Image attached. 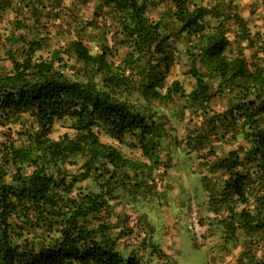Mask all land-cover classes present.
Wrapping results in <instances>:
<instances>
[{"label":"trees","instance_id":"16d2710c","mask_svg":"<svg viewBox=\"0 0 264 264\" xmlns=\"http://www.w3.org/2000/svg\"><path fill=\"white\" fill-rule=\"evenodd\" d=\"M65 1L0 0V16H15L0 44L9 63L0 58V264H176L152 234L134 238L130 214L114 208L167 196L177 153L203 168L210 238L240 248L237 264H264V41L234 14L251 52L228 57L225 30L205 20L219 13L192 0H170L175 28L164 31L146 16L152 0H93L88 23L71 13L63 22ZM90 26L100 31L93 53L80 36ZM53 36L66 40L52 46ZM178 55L194 82L188 93L167 81ZM175 99L199 119L179 140L151 110ZM58 121L72 135L52 139Z\"/></svg>","mask_w":264,"mask_h":264},{"label":"rangeland","instance_id":"374dc122","mask_svg":"<svg viewBox=\"0 0 264 264\" xmlns=\"http://www.w3.org/2000/svg\"><path fill=\"white\" fill-rule=\"evenodd\" d=\"M192 2L199 6L213 7L219 13L217 18L207 16L205 20L210 26L220 24L225 30L229 42L225 50V54L228 57L235 55L237 50L241 48L244 49L246 55H249L251 52L250 49L245 48L246 41L240 38V30L237 28L232 17L234 14H239L246 21L247 31L257 39L259 44L264 41V0H192ZM65 4L69 6V9L66 7L63 8V15L65 14L63 22L67 21L68 13H71L72 18L75 17L78 21L82 22L88 23L94 19L92 15L93 0L83 5L77 3V0H66ZM172 12L173 5L170 0H152L148 5L146 16L149 20L157 22L162 31L172 30L175 28ZM13 19H15V16L12 11H7L3 17L0 16V44H4L5 36L9 35L12 29L11 23ZM100 20L101 18L97 19V21ZM69 28L70 26L63 24L61 32ZM73 28L74 26H71V29ZM99 32L98 29L90 26L85 28V31L80 35L81 40L92 53L97 50L96 42L94 41L99 40ZM65 40V36H59V38L53 36L50 39V45H63ZM176 46L181 47V45ZM260 47L263 49L262 46ZM3 54L4 50H2L0 45L1 64L8 67L9 63ZM122 54V50H119L113 59L116 61L119 60ZM186 66V59L178 55L176 57V63L168 74L167 81L170 83L173 80H177L183 86L185 92L188 93L193 88L194 82L189 76L184 74ZM212 105L217 107L218 105H222V102L217 100ZM151 106V110H155L156 114L163 116V120H166L168 133L175 135V137L177 136L178 140L184 137L182 136L185 134L184 129L191 128L195 121H199L192 114V109L184 99H175L173 103L163 106H157L156 104H152ZM64 132L72 135V131L68 128V125L58 121L53 126L50 137L57 139ZM100 138L104 142L117 146L124 155L132 158H140V153L137 149L120 146L118 143L103 135H100ZM231 147L234 148L235 144ZM231 147L229 148L231 149ZM227 148V146H223L217 151L218 154H225ZM176 156L179 157V166L177 159H175V163L174 165L172 164L169 175L165 179V181L168 179L172 185V191L167 196H160L157 202L156 200L151 201L148 206L144 204L141 206H132L122 202L114 208L115 211L130 214L132 224L135 226L134 238L138 236L137 240H140L144 236L152 234L151 238L155 239L163 250L172 256V260L176 264H237L236 258L240 248H234L233 245L228 243L225 244L223 238L216 234L214 235V240H212L209 236L212 231L210 233L208 231V227L210 226L203 224V220L201 221L203 215L208 217L207 212L201 211L202 209L199 204L202 199H205V193L201 187L200 175L198 173L203 168L198 169L196 162H189L188 159H192L194 156L193 153H177ZM209 160H212V158L210 157ZM195 171H197L198 175H194L196 173ZM79 186L84 188V184L77 185V187ZM167 197V203H164ZM193 212H196L199 223L204 230L200 238H197L187 227ZM143 214L148 216L151 222L157 226L156 235L149 233L146 225L134 224L138 220L137 216ZM212 228L213 230L215 229L214 226ZM218 231H221V229ZM237 240V243L240 242V236L239 238L237 237Z\"/></svg>","mask_w":264,"mask_h":264},{"label":"built area","instance_id":"2783aa9c","mask_svg":"<svg viewBox=\"0 0 264 264\" xmlns=\"http://www.w3.org/2000/svg\"><path fill=\"white\" fill-rule=\"evenodd\" d=\"M187 227L189 231L193 232L197 238H200L201 235L204 233L203 227L200 225L196 216V212H193L191 214Z\"/></svg>","mask_w":264,"mask_h":264}]
</instances>
